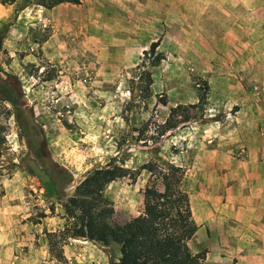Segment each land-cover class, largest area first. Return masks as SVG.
Segmentation results:
<instances>
[{"label":"rangeland","instance_id":"obj_1","mask_svg":"<svg viewBox=\"0 0 264 264\" xmlns=\"http://www.w3.org/2000/svg\"><path fill=\"white\" fill-rule=\"evenodd\" d=\"M41 7L0 0V78L18 96L17 109H0V264L116 260V245L60 237L59 196L112 161L128 170L104 189L111 223L122 224L142 212L152 179L138 168L149 160L182 168L200 227L188 245L206 252L202 264H239V221L222 208L243 173L264 165V23L261 34L213 51L190 31L177 43L174 34L97 29L86 2ZM204 88L203 104L187 108ZM168 121L176 126L161 134ZM208 197L220 212L210 222L201 211Z\"/></svg>","mask_w":264,"mask_h":264},{"label":"trees","instance_id":"obj_2","mask_svg":"<svg viewBox=\"0 0 264 264\" xmlns=\"http://www.w3.org/2000/svg\"><path fill=\"white\" fill-rule=\"evenodd\" d=\"M80 1L37 0V4L52 8L61 3L78 5ZM1 41L0 34V48ZM157 45V42L151 43L150 54L160 61L163 56L155 51ZM205 90L198 95V102L187 108L200 107L206 99ZM16 94L9 80L0 78L1 110L8 113V105L17 109ZM179 108L182 106L172 108L170 114H175ZM175 126L176 123L168 121L161 134ZM142 170L152 179L151 186L145 187L142 193V212L118 225L111 223L114 209L104 189L112 181L125 177L128 170L110 161L87 172L71 195L59 196L66 217L64 227L59 231L60 237L82 238L103 246L116 245L119 256L115 260L110 255L107 264H202L206 252H192L188 245L197 225L189 195L180 186L182 168L149 160L139 166L138 172ZM48 235L52 237L55 234Z\"/></svg>","mask_w":264,"mask_h":264},{"label":"crops","instance_id":"obj_3","mask_svg":"<svg viewBox=\"0 0 264 264\" xmlns=\"http://www.w3.org/2000/svg\"><path fill=\"white\" fill-rule=\"evenodd\" d=\"M83 2L98 19L97 29L113 27L112 33L130 35L174 34L175 42L177 35L181 41L184 32L190 31L200 47L207 45L202 49L213 51H218L220 42L229 49L230 44L244 40L241 36L261 34L264 23V0H81L80 4ZM227 196L230 209L222 210L239 221L235 232L242 252L239 264H264V165L244 172L238 189L231 188ZM218 203L217 198L211 201L209 197L203 203L205 221L210 222L213 211L220 213ZM190 206L193 216L195 205ZM235 206H239V214Z\"/></svg>","mask_w":264,"mask_h":264}]
</instances>
